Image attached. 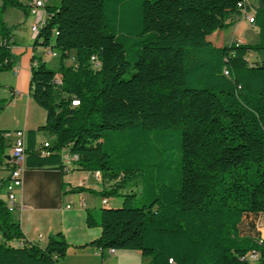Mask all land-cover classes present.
<instances>
[{"label": "trees", "instance_id": "16d2710c", "mask_svg": "<svg viewBox=\"0 0 264 264\" xmlns=\"http://www.w3.org/2000/svg\"><path fill=\"white\" fill-rule=\"evenodd\" d=\"M10 8L27 15L28 5L0 2V74L15 62L14 27L2 19ZM44 12L33 49L58 64L31 59L29 95L45 124L25 132V166L64 174L66 150L109 184L100 198H121L97 221L87 211V227L101 230L87 246L138 251L149 264H264V240L238 233L244 214L264 210V59H246L264 53V0H60L44 1ZM251 12L257 43L207 40ZM5 134L0 167L10 170ZM67 248L61 233L44 247L26 243L0 198V264H57Z\"/></svg>", "mask_w": 264, "mask_h": 264}, {"label": "crops", "instance_id": "0c3cea01", "mask_svg": "<svg viewBox=\"0 0 264 264\" xmlns=\"http://www.w3.org/2000/svg\"><path fill=\"white\" fill-rule=\"evenodd\" d=\"M23 1L20 0L22 3ZM32 1L27 0L25 2L28 5L27 12L29 11L30 15H32ZM245 1L247 4L253 5L256 0ZM23 19L21 13L18 23H21ZM33 19L32 15L29 22L28 20L24 22L29 35V26ZM235 23L240 24L236 31L238 37L242 28L251 29V25L242 17ZM253 29L256 28L253 26ZM233 38L223 39L221 37L220 43H222L221 45L230 43ZM32 41L31 36H29L28 43L17 45L14 38L11 53L15 57V62L9 71L0 74V100H6L7 102L0 112V130L7 132L4 136L5 156L10 155L13 143L12 133L14 131L27 132L45 124V112L33 102L29 95L31 59L34 55L48 64V61L51 62L57 58L48 57L44 53V49L40 47L33 49ZM243 43L245 42L243 41ZM36 63L35 61L34 64ZM35 141L38 148L42 143L48 141V138L45 135H37ZM6 161L8 160L5 159ZM4 164L0 167V181L3 182L2 189L5 191V197L0 198L6 202L5 184L9 179L10 171ZM79 186L85 187L94 193L87 191L81 193L70 192ZM108 186L109 184L101 180L99 173L84 172L75 167L62 174L55 169L37 170L25 166L22 173L21 187L15 191L17 209L12 212V215L20 224L23 240L26 243L44 247L50 236L61 233L68 243V248L65 257L59 260L57 264H149L150 259L141 257L138 251L114 250L111 253L108 250L98 251L91 246H87V244L96 240L101 233L99 227H87V211H93L91 214L97 221L99 218L98 206H101V208L118 207V205H114V199H107L105 205L101 203L102 198L99 204L94 199L98 196L97 192ZM238 233L241 237L264 240V210L260 213L244 214L238 225ZM255 259H257V255H254L251 261Z\"/></svg>", "mask_w": 264, "mask_h": 264}, {"label": "built area", "instance_id": "2783aa9c", "mask_svg": "<svg viewBox=\"0 0 264 264\" xmlns=\"http://www.w3.org/2000/svg\"><path fill=\"white\" fill-rule=\"evenodd\" d=\"M32 6V15L34 17L31 25L29 26V32L30 36L33 39H35L39 33L40 28L43 26L46 14L44 12V1L43 0H33L31 2ZM246 16L248 23L253 22V16L249 15V13H244L243 16ZM44 53L50 57V58H56L57 54L50 49H44ZM72 61V58L70 59ZM90 64L93 69H99L100 63L97 59V57L92 56L90 58ZM60 79L58 76L54 77V84L58 85L60 84ZM71 105L73 107L78 106L77 100H72ZM13 143L10 149V155L9 160L7 161L10 172H9V179L7 183L5 184V189L7 193V200H6V206L9 211L13 212L17 209V206L15 204V191L21 187L22 184V173L25 169V145H26V137L25 132L22 130H16L13 133ZM43 147H47V142H44ZM41 155H44L43 150H39ZM61 159L62 163L64 165L65 171L71 169L74 167V161L77 160V156L71 155L66 150L61 153ZM97 174V173H95ZM102 205H105L107 202L105 199L101 201ZM18 246L21 245V243H17ZM109 252H113L114 250H108ZM254 254H249L247 259L250 261L253 259Z\"/></svg>", "mask_w": 264, "mask_h": 264}, {"label": "rangeland", "instance_id": "374dc122", "mask_svg": "<svg viewBox=\"0 0 264 264\" xmlns=\"http://www.w3.org/2000/svg\"><path fill=\"white\" fill-rule=\"evenodd\" d=\"M43 1H47V2H49V3H51V4L55 5V6L58 5L59 2H60V0H43ZM0 2H1V0H0ZM25 2H27V0H24L23 4H26ZM253 3H255V2H253ZM26 11H27V9H26ZM28 12H27V15H24L21 11H19L17 9H14V8H10L5 13H3V15H2V19H3L4 23L7 26H10V27L13 26L14 27L13 34H14V38H15V43L17 45H21L23 43H28L30 35L27 33L26 23L24 24V22H27L26 20H28V22H29V20L32 19V15H30ZM21 13H22L24 19L21 21V23H18V20L20 18ZM249 15H252V12L249 13ZM241 17H242L243 20H245L248 23V21L246 19L247 17L245 15L241 16ZM248 24L251 25V29L242 28L241 31H240L239 37L237 36L236 31L239 28L240 24L239 23H235L232 26L231 29L222 30V31H216L213 34L209 35L207 37V40L210 41L216 47L222 46L221 45L222 43H220L221 37H223V39L229 38V37L230 38L231 37L232 38L235 37V38L232 39V41H235L237 43H243V41H244L246 44H255V43L258 42L257 29H253V24L252 23H248ZM71 57H72V55L70 56V58ZM246 59H247V61L250 64H252L253 62L261 61V60L264 59V53L250 52V53H248ZM57 63H58V60L57 59H53L51 62L48 61L47 66L49 68H51V69H55L57 67ZM69 64H70V60L66 61V65H69ZM133 190L136 191V192H139V188H134ZM0 197L1 198L5 197L4 189H1ZM94 199L97 201L98 204L101 201V198L99 196L94 197ZM113 203H114V205L116 204V205H118V207H120L121 198H114ZM136 206H140L139 201L136 202ZM100 209H101V206H98L97 207L98 215H100L99 214V210ZM91 212H93V211H91Z\"/></svg>", "mask_w": 264, "mask_h": 264}, {"label": "water", "instance_id": "95a60500", "mask_svg": "<svg viewBox=\"0 0 264 264\" xmlns=\"http://www.w3.org/2000/svg\"><path fill=\"white\" fill-rule=\"evenodd\" d=\"M5 159H6V160H9V156H5Z\"/></svg>", "mask_w": 264, "mask_h": 264}]
</instances>
